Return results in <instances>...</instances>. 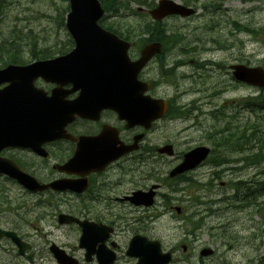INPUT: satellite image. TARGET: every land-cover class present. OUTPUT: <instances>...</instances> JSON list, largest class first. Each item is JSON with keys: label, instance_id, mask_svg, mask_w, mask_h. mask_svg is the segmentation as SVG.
Masks as SVG:
<instances>
[{"label": "rangeland", "instance_id": "obj_1", "mask_svg": "<svg viewBox=\"0 0 264 264\" xmlns=\"http://www.w3.org/2000/svg\"><path fill=\"white\" fill-rule=\"evenodd\" d=\"M219 1L200 0L197 5L198 12L193 17L165 20L162 27L165 35L180 34L183 44L181 49L187 50L188 54L186 56L179 53L174 56L167 54L166 68H170L178 60L187 63L184 67L175 68L178 71L172 70L173 76L168 78V83L159 74L157 61L152 62L142 74V79L156 84L154 90L150 92L153 97L172 100L182 114L190 116L186 119L164 118L155 123L149 131L147 138L152 140V144L173 145L176 156L173 159L169 158V162H175L183 151L200 145L212 148L214 158L217 157L220 149L214 148L207 140H211L208 136L211 128L205 130L210 126L207 123L213 122L212 119H208V116L212 117L210 114L212 110H226L227 115H230L234 107L236 120L243 116L248 118L247 112L237 109L235 101L260 93L258 89L252 87L235 88L229 85L223 94L219 92L214 96L211 94V88L221 85V78L225 79V83H231L227 75L229 65L241 61L250 66H264V0ZM67 5L66 0H0V7L4 12L0 18V43L10 38L15 40V46L24 47V50L32 44H35L37 49L45 47L48 52L58 47L64 48L63 44L69 38L64 28L66 15L64 10ZM135 8L136 5H133L132 9ZM124 20L141 24V21L131 13H127ZM105 21L116 26L115 18L108 17ZM207 60L221 64L222 69L208 66L205 70L209 72L195 71L191 66L193 63H190ZM182 72L192 76L179 77ZM192 107L196 109L193 112ZM257 120L264 124V114ZM262 151L264 152V147ZM234 153L238 154L236 152L229 154L233 156ZM238 156L234 155L233 158L238 160L240 158ZM4 157L7 158L6 155ZM230 160L229 163L215 169L205 163L188 175L192 185L184 186L185 195L191 194V200L196 198V201L207 205L195 208L186 206L177 217L170 208L165 209L162 205L163 195L169 194V190L160 189L157 204L147 213L150 217L147 224L152 229L147 237L158 240L165 251L177 246L179 238L182 237V228H186L184 222L194 231L193 236L186 240L188 262L184 264H264V189H258V184L264 183V157L258 166L243 165L241 162L230 163ZM121 167L127 168V165L119 163L116 170ZM133 175L138 174L131 173L130 176ZM33 176L41 182L46 181L49 174L45 164L41 163V171ZM118 176L120 179L116 176V181L128 180L129 177L119 173ZM240 180L244 187L245 185L249 187L254 208H240L238 201L237 207H233L235 195L231 189V182ZM147 181L154 183L150 176L146 178L145 182ZM126 186L129 185H122L119 194L124 193ZM23 192L26 191L15 182L0 178V228L20 226L21 219L33 223L35 234L32 237L33 243L41 252L35 255V264H57L51 254H45L48 252L49 242L57 246L64 244L70 249L77 247V235L72 230L73 227L59 226L56 222L57 214L62 212L80 218L83 213L79 211L86 213L89 211L79 207L80 200L70 195L58 197L68 199V203H64L63 199H57L54 203L53 196H49V193L39 196ZM173 196L180 198L183 194L177 193ZM42 201H45L46 205ZM49 203L52 205L49 206ZM127 217L134 219L135 225L140 223L138 213ZM142 221L146 222V219ZM26 231L31 233L30 228ZM200 244L202 247L216 250L217 253L212 260L207 261L205 258L198 260V253L189 254L192 250L196 251Z\"/></svg>", "mask_w": 264, "mask_h": 264}, {"label": "water", "instance_id": "obj_2", "mask_svg": "<svg viewBox=\"0 0 264 264\" xmlns=\"http://www.w3.org/2000/svg\"><path fill=\"white\" fill-rule=\"evenodd\" d=\"M70 12L67 16V28L74 37L77 47L70 54L60 57L58 60H79L88 67L87 86L83 88L81 95L72 102L71 115H84V112L91 114L98 113L103 108H116V113L120 120H126L130 126L141 124L148 127L150 122L161 117L166 110V105L162 101H154L149 97H144L143 93L149 88L136 81L137 74L142 66L153 55L160 53L159 44L146 46L142 51L141 59L135 64L125 65L122 61L124 52L128 45H124L118 39H114L110 35H106L96 25V21L101 17V10L96 0H69ZM192 9L183 7L170 0H161L158 6L150 12L153 19L160 21L162 18L169 15H180L188 17L192 15ZM116 57V59H115ZM46 66L51 65V62L44 63ZM43 64V67H44ZM81 68V65H77ZM116 67V82L114 80L113 68ZM41 67H13L8 66L0 71V84L8 82L4 90L0 91V150L5 147H29L32 145L25 144L20 135L25 127V123H30L37 113L42 109L46 110L44 104L32 105L35 109L32 111H23L22 104L19 101L27 98L26 94L32 91L31 81L38 75L35 74L37 69ZM233 76L236 80L245 82L250 85L264 87V72L260 68H247L244 66L231 67ZM44 70V69H43ZM81 88V87H80ZM116 91V97L112 92ZM37 99H40L37 97ZM87 102L89 112L87 110ZM52 115L45 113L44 116ZM86 116V115H85ZM51 118V117H50ZM30 121V122H29ZM37 124L36 121H34ZM51 139V138H50ZM130 149V148H129ZM123 149L116 151V157L122 153L129 151ZM163 152L172 155L171 147L166 146ZM209 154V149L206 147H196L187 152L183 156L182 162L176 166L171 172L170 177H175L186 171L197 167L206 159ZM76 162L68 165L84 167L86 164H97L99 156H91L90 159H84L81 156V151L76 155ZM106 160L107 163L108 161ZM68 172L66 168H63ZM78 174H83L84 170H76ZM0 173H4L17 180L24 188L30 191H40L51 187L56 191L72 190L81 191L78 189V183L73 182H57L49 186H40L34 179L27 176L19 169L15 168L11 162L0 159ZM153 193H149V199L144 202L145 205L152 203ZM141 193L135 194L131 199L133 204L143 202ZM59 224L76 223L82 228L83 236L81 243L87 240V228L91 227L92 232L96 231L93 224L87 222L79 223L72 217L60 215L58 216ZM97 236V235H96ZM97 237H93L95 240ZM138 243L134 240L132 256L138 259V264H164L168 261L169 256L161 255L158 243L154 245V251L151 249L145 254H138ZM81 244V245H82ZM136 244V245H135ZM202 255L211 254V250H202Z\"/></svg>", "mask_w": 264, "mask_h": 264}, {"label": "flooded vegetation", "instance_id": "obj_3", "mask_svg": "<svg viewBox=\"0 0 264 264\" xmlns=\"http://www.w3.org/2000/svg\"><path fill=\"white\" fill-rule=\"evenodd\" d=\"M36 86L42 87L47 95H50L52 89L54 88L53 86L44 84L41 81H38ZM58 93L60 96L64 97L65 100L69 101L75 99L78 95L77 92H73L71 90L70 85L62 86ZM104 127H107L105 128V133L108 138L114 141L116 139L117 129L119 131V136H122V141L126 144L131 143L132 138L136 134L140 133L139 128L124 130V123H116V112L112 111L101 112L97 122L77 119L68 124L65 130L73 137H94L99 135ZM166 144L167 143L161 145L152 144V140L146 138L145 135L139 142L137 151L126 155L118 162L115 160V162L110 165L103 174L89 175L88 188H86L82 194L70 195L76 200H80L79 207L89 211L87 213L79 211V213H83V216L79 219L88 220L96 224H103L105 227L110 229V232L106 236L103 232L100 233V235L105 236L103 238H106L104 243L105 249L102 251V254H104V251L105 253L110 250L113 252L114 259L111 264H137V259L129 255L131 254V250L129 248L130 242L134 237H138L139 241V243H137L139 245L138 254L147 253L151 248H147L146 243L155 240L147 237L149 233L152 232V229L147 224V220L150 218L147 213L151 210V208L135 206L130 203V201L126 200V198H129L135 191L139 190L145 192L148 191L153 184H158L159 189L155 196L157 204V199L160 196V189H167L168 184H170V186L176 185V183L181 182L185 177H189L187 175L179 176L174 179H167L170 169L180 163L182 155L178 157V159H180H177L176 163L173 164V162H169V158L167 156L159 153V149ZM43 148L48 153L47 159H42L41 157L33 154L31 151L19 149H7L4 151V156L6 155L8 159H11V161L18 165L21 170L31 174L40 172L41 163L45 164L49 176L48 179L42 183H49L53 180L64 178L65 175L59 173L56 168L57 165L66 163L72 157L75 152V145L72 142L63 139L47 143L43 145ZM175 156L176 154L174 157ZM119 163L127 165V168L125 170L122 169V172L125 173L126 176H129L128 180L116 181V176L119 178V172L116 170V165H119ZM131 173H137L138 175L130 176ZM149 176L154 183L150 181L145 182L146 178ZM68 177L74 178L75 176ZM157 178L163 180L155 182L154 180ZM124 184H128L129 186L125 187L126 189L124 193L119 194V192H121L122 185ZM165 195H163V197ZM187 198L190 199L191 196L188 195ZM43 204L46 205V203ZM51 205L52 204L49 203V206ZM184 205H190V200L180 203L179 207L184 209ZM122 213L124 214L123 217L121 216ZM134 213H138L137 218L140 223L137 225L134 224V219L127 217V215H133ZM88 215H93V217H88ZM142 219H146V222H143ZM20 223L24 225L15 227L5 226L1 229L7 232L15 233L22 242L26 243L30 247V249L25 253H20L19 248L10 238L2 237L0 238V264H35V255L41 254V252L36 249V246L33 243L34 239H32L35 235L33 230L34 224L31 222H25L22 219ZM67 227H73L72 230L77 235V247L70 249L64 244H58V246L64 249L70 257L75 258L77 264H97L96 257L97 252L99 251V243L89 240L87 241L85 247L81 248L79 246L81 229L75 224L68 225ZM29 228L31 229L30 234L26 231ZM186 233L187 235L182 234V237L179 238V244L171 247L172 249H170V251H165L161 246L163 253L170 254V258L164 264H184L185 262H188L186 257V255H188L186 254V249L188 248L186 240L193 236L194 233H190L188 231H186ZM91 236H94L93 232ZM141 239H144V243ZM51 244L52 242H49V245ZM203 248L207 247H202L200 244L196 251L192 250L189 254L198 253L199 257L197 258L198 260H201V249ZM87 252H91L88 257L86 255ZM216 253V250L213 249V255L204 258L208 259L207 261H210ZM45 254H51L49 249L48 252H45ZM104 260H107L106 256L104 257Z\"/></svg>", "mask_w": 264, "mask_h": 264}, {"label": "trees", "instance_id": "obj_4", "mask_svg": "<svg viewBox=\"0 0 264 264\" xmlns=\"http://www.w3.org/2000/svg\"><path fill=\"white\" fill-rule=\"evenodd\" d=\"M183 4L191 5L196 3L198 0H181ZM219 1V0H216ZM137 4L145 7H152L153 2L150 0H142L137 1ZM142 28H153L148 23H144L141 25ZM251 31V30H248ZM152 38H156L162 42L164 48L167 45L169 40V44L174 41H179V39L170 40L167 38L163 31L160 33H152L150 34ZM17 48V47H16ZM18 49V48H17ZM19 57L16 54V51L10 52V57H7V60H12L11 62H19ZM200 66V65H199ZM248 106L252 108L253 105L257 106L256 110H251L252 114L255 116V120L259 118L258 114H264V97L261 95L256 99H249ZM212 118L215 119V122L212 124L211 132H209L210 141L212 146L216 149H220L218 152V156L215 159H209L211 164L214 166H219L221 163L226 161V158L230 155L231 152H236L238 154H242L245 149L250 147H256L257 151L255 154H251L249 157H243L242 160L247 165H256L258 164L264 157V152L262 151L264 147V126L260 124V122L253 121L252 123H245L243 121L236 122V116L226 118L225 113L221 112V110H214L211 113ZM251 122V121H250ZM214 150L212 149V153ZM264 183L258 184V189H264ZM236 194L241 192V200L239 202L244 203L246 200L248 204L251 203L252 193L249 190V187H244V183H235L234 185ZM243 186V187H242Z\"/></svg>", "mask_w": 264, "mask_h": 264}, {"label": "bare ground", "instance_id": "obj_5", "mask_svg": "<svg viewBox=\"0 0 264 264\" xmlns=\"http://www.w3.org/2000/svg\"><path fill=\"white\" fill-rule=\"evenodd\" d=\"M156 39V38H155ZM231 41V40H230ZM236 59V58H235ZM220 106V105H219ZM257 182V181H256ZM255 187V186H254ZM230 209V208H229ZM237 211V210H236Z\"/></svg>", "mask_w": 264, "mask_h": 264}]
</instances>
